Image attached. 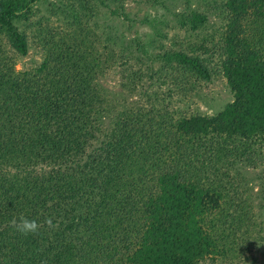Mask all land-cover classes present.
<instances>
[{"label":"trees","instance_id":"1","mask_svg":"<svg viewBox=\"0 0 264 264\" xmlns=\"http://www.w3.org/2000/svg\"><path fill=\"white\" fill-rule=\"evenodd\" d=\"M70 2L92 15L102 14L100 6L123 14L106 0ZM34 3L0 0V264H199L215 254L216 241L200 223L208 215L233 251L262 244L264 174L246 172L263 185L262 221L231 193L253 191L252 180L235 175L263 154L264 0L208 4L218 14H174L181 26L187 15L193 30L207 32L189 53L166 49L156 57L137 39L105 44L88 26L26 33L20 20ZM212 16L221 23H210ZM30 46L41 50V62L16 72L12 56ZM144 56L160 64L150 76L157 84L167 78L176 89L220 76L232 102L211 117L172 116L156 92L146 93L148 108L118 104L101 80ZM124 79L142 77L133 70ZM21 214L41 224L38 234L10 226ZM49 216L58 228L44 224Z\"/></svg>","mask_w":264,"mask_h":264},{"label":"rangeland","instance_id":"2","mask_svg":"<svg viewBox=\"0 0 264 264\" xmlns=\"http://www.w3.org/2000/svg\"><path fill=\"white\" fill-rule=\"evenodd\" d=\"M222 1L106 0V4L110 5L111 9L119 14L123 13L115 16L110 15L103 6L99 7V9H102L101 15H92L93 13L87 11H79L70 0H35V3L31 5V14H29L28 20L26 22L20 20L19 25L22 31L26 30V33L28 29L31 30L30 28L38 31L39 26L61 28L60 31L66 33H73L78 25L83 28L88 26L92 36L97 33L100 41H108L105 44L113 46L112 43L118 39L121 42L124 41V43H131L137 39L136 42L143 44L149 55L152 54L156 57L162 55L166 49L189 53L202 43L200 38L202 34L207 32V26L201 25L197 30H193V20L187 18V15L184 17L186 20L183 19L186 25L184 26L182 21L183 26H181L179 22L181 18L175 20L173 18L174 14L197 10L205 14L208 9L218 14V9L214 6L208 8V4L214 3L215 5V3H221ZM209 21L218 25L221 23V18L212 16ZM106 38L109 40H106ZM176 42H178L177 45ZM2 44L1 50L4 56H10L12 50L5 40H2ZM42 54L41 50L34 46H30L25 56L14 54L12 56L14 70L16 72L25 71L38 66L42 60ZM130 63L129 68L120 65L112 67L100 82L108 95L112 93L116 96L118 104H122L124 101L130 105L140 102L148 108L146 93L156 92L159 101L162 102L163 100L162 106L166 107L168 113L172 116L180 113L184 116L202 115L211 117L222 111L233 100V93L228 89L225 79L220 76H216L210 82L200 81L199 84H194L191 81V85L184 84L185 86L175 89V86L167 78V83L163 85L156 83V76L150 78L155 72L154 70L159 67V62H151L150 59L144 56L142 60H133ZM148 65L152 70L148 69ZM130 68L133 69L130 70ZM133 70L138 71V74L142 77L139 83L136 79L135 82L124 79L125 75L132 74ZM126 82L128 88H122L123 85H126ZM129 82L135 84L134 87L129 86ZM94 144L96 145V143ZM259 150L263 154H258L257 158L264 161V148ZM257 158L254 159L256 163L254 167L247 168L246 165L244 168L239 169V173L235 175L237 180H243L244 177L247 180H252L250 187L253 188V191L246 193L243 186L236 191V194H231L232 197L236 195V202L239 201L242 205L244 204L243 206L254 219L258 218L262 221L263 216L260 213L262 201L259 195L261 196L260 190L263 185L260 182H254L256 179H252L246 174V172H262L264 174V163L257 165ZM213 186L220 189L222 185L214 184ZM200 223L204 230L214 238L216 247L214 248L215 254L210 258H205L202 262L200 261L199 264H264V242L252 247L249 245L248 249L243 252L240 250L233 251L228 238L224 236L213 215L203 217Z\"/></svg>","mask_w":264,"mask_h":264},{"label":"clouds","instance_id":"3","mask_svg":"<svg viewBox=\"0 0 264 264\" xmlns=\"http://www.w3.org/2000/svg\"><path fill=\"white\" fill-rule=\"evenodd\" d=\"M54 217H46L44 224L50 229H56L59 227V222H53ZM10 226L13 227L19 234L23 236L36 235L39 233L41 224L35 219H28L26 216L21 214L19 218H13L10 221Z\"/></svg>","mask_w":264,"mask_h":264}]
</instances>
